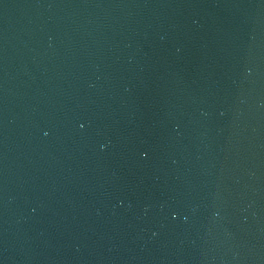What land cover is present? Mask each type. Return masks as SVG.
Listing matches in <instances>:
<instances>
[{"label": "water", "instance_id": "1", "mask_svg": "<svg viewBox=\"0 0 264 264\" xmlns=\"http://www.w3.org/2000/svg\"><path fill=\"white\" fill-rule=\"evenodd\" d=\"M0 264H264V0H0Z\"/></svg>", "mask_w": 264, "mask_h": 264}]
</instances>
